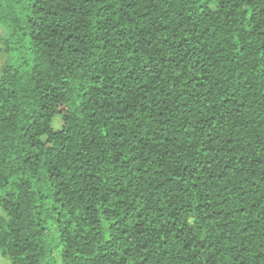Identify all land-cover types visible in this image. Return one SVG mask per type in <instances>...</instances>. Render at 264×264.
Instances as JSON below:
<instances>
[{
  "label": "trees",
  "instance_id": "16d2710c",
  "mask_svg": "<svg viewBox=\"0 0 264 264\" xmlns=\"http://www.w3.org/2000/svg\"><path fill=\"white\" fill-rule=\"evenodd\" d=\"M1 56V257L264 264V0H0Z\"/></svg>",
  "mask_w": 264,
  "mask_h": 264
},
{
  "label": "rangeland",
  "instance_id": "374dc122",
  "mask_svg": "<svg viewBox=\"0 0 264 264\" xmlns=\"http://www.w3.org/2000/svg\"><path fill=\"white\" fill-rule=\"evenodd\" d=\"M11 61V57L9 56H1L0 57V74L5 66H7ZM52 125L55 129H59L62 125L61 118L59 116L55 117L52 121ZM0 264H10L9 261L1 257L0 255Z\"/></svg>",
  "mask_w": 264,
  "mask_h": 264
}]
</instances>
